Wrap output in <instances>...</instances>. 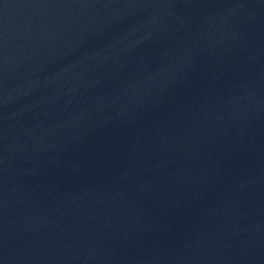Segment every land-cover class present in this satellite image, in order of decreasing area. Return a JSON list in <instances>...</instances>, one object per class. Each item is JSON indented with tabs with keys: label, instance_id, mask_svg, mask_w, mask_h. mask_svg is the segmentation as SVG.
<instances>
[{
	"label": "water",
	"instance_id": "1",
	"mask_svg": "<svg viewBox=\"0 0 264 264\" xmlns=\"http://www.w3.org/2000/svg\"><path fill=\"white\" fill-rule=\"evenodd\" d=\"M0 264H264V0H0Z\"/></svg>",
	"mask_w": 264,
	"mask_h": 264
}]
</instances>
